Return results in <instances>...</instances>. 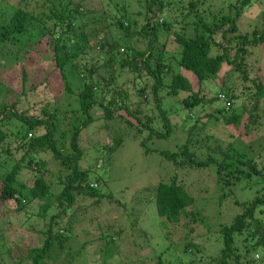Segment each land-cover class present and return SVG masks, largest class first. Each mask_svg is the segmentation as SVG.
Segmentation results:
<instances>
[{
  "label": "trees",
  "instance_id": "1",
  "mask_svg": "<svg viewBox=\"0 0 264 264\" xmlns=\"http://www.w3.org/2000/svg\"><path fill=\"white\" fill-rule=\"evenodd\" d=\"M104 1L113 3L0 0V74L13 68L11 78L19 76L18 90L11 82L7 84V76L0 77V148L7 152L0 161V264H76L69 244L77 235L73 228L83 217L80 212L88 208L87 199L95 208L109 201L120 203L112 194L103 193V167L113 162L123 133L130 131L139 139L147 133L140 142L143 147L146 140L169 138L174 131L172 113L180 111L185 114L181 129L194 121L185 142L176 150L147 148L146 152H158L177 169L215 168L223 192L218 198L220 206L238 182L246 180L248 187H256L254 198L236 199L240 211L232 222L222 224L219 253L208 264H256L255 254L264 264V165L258 169L244 149L234 146L226 150L220 144L210 147L204 158L198 148L192 150L204 141L199 133L206 131V122L195 125L202 118L214 117L238 128L248 114L247 131L250 123L259 122L264 81L252 79L257 87L253 108L237 109L239 95L228 80L235 73L249 80L248 58L264 44V10L251 30L243 28L241 19L249 6L264 4V0H138L137 15L145 18L140 28L125 1L108 7L112 14L98 11ZM93 51L96 58L103 56L102 63L89 58ZM37 57L47 60L48 66H39ZM183 69L194 74L196 81L192 82ZM131 72L134 88L137 81L144 83L136 93L140 100L134 107L128 102L127 81L118 83L120 76ZM44 75L43 81L63 84L70 101L66 105L56 101L53 106L47 102L37 114H30L21 108V98L28 88H39ZM169 96L176 97L173 112L165 105ZM206 102L212 105L213 113L204 106ZM96 107L102 109L100 115L94 113ZM9 115L22 125L12 142L4 125ZM99 119L106 121L107 132L114 136L109 142H85L84 133ZM115 119L122 121L123 131L110 128L107 121ZM15 146L14 150L22 152L19 159L10 152ZM91 150L98 154H90ZM42 154L52 156L57 171H51ZM182 181L174 172L154 187L149 202L164 229L200 220L195 209L198 198ZM145 200L140 204L145 205ZM141 213L134 216L130 228L140 224L139 233L148 242ZM37 218L45 221L43 227L36 224ZM169 235H162L161 245L163 240L169 244L162 245L166 248L155 264H195L185 257L196 256L193 249L197 246L190 241L181 249ZM172 248L174 255L164 259ZM59 251L66 255L65 261L54 258Z\"/></svg>",
  "mask_w": 264,
  "mask_h": 264
},
{
  "label": "rangeland",
  "instance_id": "2",
  "mask_svg": "<svg viewBox=\"0 0 264 264\" xmlns=\"http://www.w3.org/2000/svg\"><path fill=\"white\" fill-rule=\"evenodd\" d=\"M122 1H125L129 5L128 10L132 17L138 21L140 28L144 24L145 18L137 15V12L140 10L138 0H113L111 5L104 1L99 4L101 8L98 11H108V7L113 8L115 4H119L118 6H120ZM263 10V3L255 2L254 5L249 6L244 13L245 16L241 19L243 28L251 30L252 26L262 16ZM108 14H112L111 9L108 11ZM168 46L171 47L170 45ZM253 51L254 53L249 56L247 61L250 73L249 80L245 81L241 79V75L237 73L234 74L231 80H228L229 86L239 95V99L235 103L237 109L253 108L254 98L252 99V97L255 95L257 87L253 85L252 79L258 77L260 81H264V44ZM95 54L96 52L93 51L89 58H92L95 63H102L103 56H97L96 58ZM36 60L39 66H44L45 68L48 66L45 62L47 60H41L40 57H37ZM250 66H254V68L251 69ZM8 70L10 72L1 73L0 77L7 76L6 78L9 81L7 84L10 86L11 82L17 89V79L19 80V76L11 78L10 74L14 69ZM183 72H185L192 82L196 81L194 74L184 69ZM45 76L40 81H43ZM134 77L135 75L131 72L129 75L124 74L118 79L120 85L124 81H127L124 87L131 94L128 102L131 103L132 107L140 100V97L136 93L144 87L143 81H137V86L134 88L135 85L131 83ZM207 85L209 84L207 83ZM39 86L36 89L28 88L26 96L23 95L21 98V108L29 110L30 114H37L39 109L47 102L53 106L56 101L60 105H66L70 101L67 99L63 84L57 83V80L50 82L43 81ZM216 87L218 88V86ZM261 103L259 122L257 124L250 123L251 129H248V131L244 127V124L249 121L248 114L245 115L244 120L238 128L233 125H226L222 120H217L214 117L208 120L202 118L201 121L196 122L195 125L198 127L203 122H206V131L203 134L199 133L200 136L202 134L201 137L199 136V139H203V143H198V146H194L192 150L198 148L200 152L199 156L204 158L207 157L210 147L216 148L220 144L226 150L230 146H234L238 149H244L248 156L254 159L258 169H263L264 98L261 99ZM175 104L176 97L169 96L165 105L168 110L173 112L171 106ZM204 106L206 108L209 107L208 112L213 113L214 109L212 105L206 102ZM94 113L100 115L102 109L96 107ZM184 116L185 114L181 111L175 114L172 113L174 131L171 136L169 138L146 140L145 147L141 146L140 142L144 140V136L147 137V133H143V138L140 139L134 136L133 133H130V131L127 134L123 133V143L116 151L113 162L109 163L108 167H103V193L107 195L112 194V196L120 200V203L109 201L110 203H103V206L95 208L91 206V200L87 199L86 205L88 208H86V211L80 212V215L83 217L78 220V223L73 228V232L77 235H75V240L69 244V250L74 251L77 257L76 264H155L160 253L166 248V246L162 245L169 244L167 240H163L162 245L160 243L162 235L167 232L170 233L168 238L174 241L173 244H179L181 249L190 241L197 246L193 249L197 253L196 256H186L185 260L187 262L193 261L195 264H208L212 261V257L218 255L221 245L218 243V239L221 237L219 230L222 224L224 222H232L234 216L240 211L238 205L235 204L236 199L246 201L254 198L256 187H248L246 180L238 182L236 186L231 187L232 195L220 206L218 198L223 192L218 187L220 185L216 180L215 168L194 169L195 171L189 170V168L177 169L173 163L169 162L166 157L158 152H146L147 148L154 150H176L179 145L184 143L188 136L187 131L194 125V121H191L186 125L184 130L181 129ZM193 117L196 119L198 116L195 114ZM107 123L110 125V128L119 129L120 132L124 129V125L119 119L107 121ZM4 125L6 131L11 134L9 142H12L15 135L19 131H22L21 122H18L10 115L4 122ZM155 126L160 128L159 124H155ZM105 127L106 121L104 119L96 121L84 133L85 142L89 139H100L103 143L109 142L114 134H112L113 132H107L110 129H106ZM206 135L207 137H205ZM14 149H16V146L12 147L10 152L13 151L16 159L21 158L22 152L18 153ZM91 152L98 154V151L96 152L95 150H91L90 154ZM5 153L7 152H4L0 148L1 162L5 159ZM41 158L49 163L51 171H57L58 164H55L50 154H42ZM174 172L179 173L185 186L189 187L190 191L197 196L195 209L200 212L201 217L197 224L188 226L187 220L182 221L178 225H170V227L164 229L159 225L160 218L154 204L152 205L149 201L154 194V187H156L157 183L162 180H168V178L170 179ZM144 199H146L145 205H141L140 201H144ZM122 205H125L126 208ZM12 208H16L15 204L12 205ZM140 211L142 212L140 218L146 220L142 222H146L144 229L146 230V237L148 236V242H145L139 233L140 224H136L137 226L134 229L130 228L131 223L135 222L134 216H139ZM20 220H22L21 217ZM44 223L43 219L37 218V225L43 227ZM238 245L244 248V244L237 242ZM175 251L173 248L169 249L165 252L163 258L168 260V258L174 255ZM178 252L181 254V251ZM65 257L66 255L60 251L58 255L57 252L54 255V258H58V262L65 261ZM255 259L257 260L256 264H263L261 256L255 254ZM241 261L245 262L244 258ZM233 262L234 260H231V263Z\"/></svg>",
  "mask_w": 264,
  "mask_h": 264
},
{
  "label": "built area",
  "instance_id": "3",
  "mask_svg": "<svg viewBox=\"0 0 264 264\" xmlns=\"http://www.w3.org/2000/svg\"><path fill=\"white\" fill-rule=\"evenodd\" d=\"M223 97H224V95H223ZM227 106H230V102H227Z\"/></svg>",
  "mask_w": 264,
  "mask_h": 264
}]
</instances>
